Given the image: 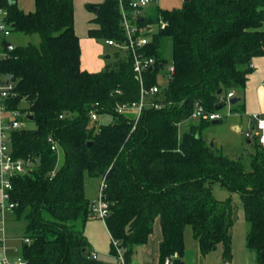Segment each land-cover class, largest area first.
Here are the masks:
<instances>
[{
    "label": "trees",
    "instance_id": "16d2710c",
    "mask_svg": "<svg viewBox=\"0 0 264 264\" xmlns=\"http://www.w3.org/2000/svg\"><path fill=\"white\" fill-rule=\"evenodd\" d=\"M13 1L0 0L4 21L11 31L34 37L11 51L2 45L6 57L0 61V75L12 76L13 84L5 111L18 110L25 115L21 121L34 125L9 133L12 157L36 161L30 173L11 179L12 212L24 222L21 240L30 241L20 245V254L30 264H106L90 257L83 233L93 201L85 195L88 177L104 179L102 199L109 211L104 225L113 264H119L113 242L129 264L156 220L161 264L182 258L186 226L201 255L222 244L228 260L235 213L231 198L213 196L215 183L241 197L249 225L245 248L264 264V149L254 140L248 165L215 151L202 137L210 125L203 118L179 134L196 105L213 113L229 91L240 98L233 111L244 108L251 61L264 56V0H190L170 10L151 7L140 17L139 27L167 22L145 48L155 58L153 68L143 73L145 87L157 83L168 63L158 54L164 38L171 41L174 74L154 97L162 106L144 109L136 123L115 111L117 103L139 98L129 52L121 58L114 52V63L99 72L81 70L73 0H35L28 13ZM86 7L98 9L93 19L98 27L88 30L89 38L125 39L118 0ZM95 106L99 117L93 122L89 111ZM103 116L108 121L102 122ZM50 137L57 152L50 148Z\"/></svg>",
    "mask_w": 264,
    "mask_h": 264
},
{
    "label": "built area",
    "instance_id": "2783aa9c",
    "mask_svg": "<svg viewBox=\"0 0 264 264\" xmlns=\"http://www.w3.org/2000/svg\"><path fill=\"white\" fill-rule=\"evenodd\" d=\"M119 11L121 16V28L124 32L125 39L123 41H105V44L114 48L116 52H129L133 61V72L135 79L139 84V98L130 103H117L115 111L119 114L127 113L132 110L135 112L134 122L136 123L144 109L154 108L158 109L162 106L154 98L161 92V88L166 86L172 79L174 74V66L171 62L167 63L157 75V83L146 88L143 80V73L146 70H151L155 65V58L150 57L145 53V48L151 43L152 25L139 27L138 19L146 15L149 8L156 4V0H118ZM5 11L0 7V61L6 57L2 50V42L11 34V27L4 21ZM157 32L163 30L167 26V22L159 20L155 25ZM156 32V33H157ZM4 85L1 86V82ZM264 85V81H263ZM13 89L11 81L5 80L0 75V264H30L20 254V245L22 243L29 244V239L24 238L18 246L12 245L13 241H19L18 238H12L8 233V213H11L15 208L16 203L12 201L10 192L12 190L11 179L17 175H25L36 165V161L27 159H14L10 150L9 133L11 130L22 128L21 119L25 116L18 110L6 112L4 108V100L9 96ZM117 93H119L117 91ZM235 97L233 91H229L225 98L221 100L227 111L222 113L215 111L213 113H206L200 105H196L195 110L190 116L191 120H199L201 118L217 122L224 119V117L240 116V112L232 111L228 104L229 99ZM223 107V108H224ZM222 108V109H223ZM98 107H94L89 111L90 120L95 122L98 117ZM5 114L10 115V119L4 117ZM61 118V117H60ZM249 128L245 131L244 137L251 142L256 140L258 146L264 149V114H252L249 118ZM48 143L52 151L57 152V143L50 137ZM104 188V179H101L98 186V194L91 204V217L100 219L103 222L108 217L109 211L107 203L102 199V190ZM113 246L117 252V260L119 264H125L122 256V251L113 242ZM92 259H97L95 252L90 253ZM139 264V263H137ZM163 264H172L171 258H166Z\"/></svg>",
    "mask_w": 264,
    "mask_h": 264
},
{
    "label": "rangeland",
    "instance_id": "374dc122",
    "mask_svg": "<svg viewBox=\"0 0 264 264\" xmlns=\"http://www.w3.org/2000/svg\"><path fill=\"white\" fill-rule=\"evenodd\" d=\"M181 4H182V0H156V5L162 10H170L177 7L179 8ZM83 13L84 15L86 14L89 15L86 19V23L88 22V20H91L90 23L91 27L98 26L94 21H92L93 18L95 17V12L93 10L88 9L85 5L84 10H82V14ZM77 22L78 23L80 22V25L81 23H83L80 12H77ZM82 30L87 32L88 29L85 26H83ZM156 32H157V27L154 25L152 27V33H150L149 36H151ZM7 38L9 41L18 42L19 46L27 45L29 42H32L34 40V37L25 36L23 34L14 31H11V35ZM81 38H83V36H81ZM94 41L97 44L99 50H102V54L104 53L102 56L100 55L98 57V59H100V61L104 64L102 69H104L105 66L112 65L116 60V57L114 56V52L116 51L114 50V48L106 45L104 40H94ZM158 54L161 59L166 60L168 63L170 62L171 60L170 39L164 38L161 40L160 47L158 49ZM123 55H124L123 53H119L120 58L123 57ZM105 56H109V59H105ZM22 106L24 105L22 104ZM227 109H228L227 107H224L223 109L220 110L222 113H225ZM233 109L235 108L232 107L231 110L233 111ZM237 110L238 112H240L239 108ZM126 114L132 118L135 117V112L132 110L128 111ZM4 117H6V119L11 118L10 115L8 114H5ZM102 118H103L102 122L108 121L106 120L108 117L106 118V116H103ZM234 118L235 117L233 116H228V117H224V119L219 122H214V124L210 122V125L204 128L202 132V137L205 143L210 144V146L213 149H215V151L221 152L222 154H224L225 156L231 159H240L246 165H248V156L253 152L252 151L253 145L252 144L250 146L246 145L244 139V134H245L244 129L241 134H235V132L229 129L228 127L229 121H232ZM21 122H22L21 127L34 128V125L32 123L25 121H21ZM197 122H198L197 120L184 121L179 126V134L181 135L182 133L186 132L191 123H197ZM62 162H63V157L61 155L59 157L58 166H60ZM100 180L86 177L85 195L87 198L91 199L97 196ZM212 194L218 200H226L227 198H231V204L234 208V213H235V220L232 227L231 247L234 248L238 258H243L242 253L243 252L248 253L247 250L245 249V237L249 230V225L244 220V212H243L241 197L237 193H231L221 188L218 183H215L212 186ZM23 227H24V222L22 220H17L13 212L8 213V233L12 237L19 239V241L17 240L13 241L11 243L12 245L18 246L21 243ZM84 232H85L84 233L85 237L87 238L90 245V251L96 252L98 254L100 261L104 263H108L114 259L110 254L111 239L102 220L96 219L94 217H90L84 225ZM183 237L185 238L186 255L188 256L187 259L189 258V260L186 261V264H200V262L203 261L205 256H202L197 252L196 254L194 252L198 248L196 242H194L192 238L191 227L189 226L185 227ZM209 253L208 255H210V257L217 255V253H220V255H222V244H218L215 250ZM251 253L253 257H255L253 252ZM171 259L173 260L176 258H171ZM213 263L215 264V261Z\"/></svg>",
    "mask_w": 264,
    "mask_h": 264
},
{
    "label": "crops",
    "instance_id": "0c3cea01",
    "mask_svg": "<svg viewBox=\"0 0 264 264\" xmlns=\"http://www.w3.org/2000/svg\"><path fill=\"white\" fill-rule=\"evenodd\" d=\"M102 2L103 0H73L74 32L79 39L80 67H81V70H85L88 72L101 71L104 64L100 61V59H98V57L100 55L102 56L104 53L102 54V50H99L97 44L94 41L95 39L88 37V30L91 28H97L98 26L91 27V24H90L91 20H88V22L86 23V19L89 15L88 14L84 15V13L82 14V10H84L85 5L87 4L97 5ZM13 3H15L17 8L24 13L32 12L34 11V8H35V0H14ZM154 6L158 7L156 4L153 5L152 7ZM77 12H80V15L82 17L83 23H81V25H80V22L79 23L77 22ZM93 19H95V17ZM83 26H85L88 29L87 32L82 30ZM263 29H264V24H263ZM80 35L83 36V38H81ZM4 41L12 44L14 47L18 46L19 44L16 41H9L8 38L4 39ZM105 59H106V56H105ZM251 67L253 71L247 77L246 86L242 94L244 108L240 110V116L235 117L232 121H229V124H228L229 129L235 132V134H241L243 129L246 131L249 128L248 124L250 120L249 119L250 115L264 114V85H263L264 56L252 59ZM244 139H245V143L247 146H250L252 144L250 140L246 139L245 137ZM91 199H94V198H91ZM83 233H85L84 230H83ZM161 240H162V234H161L160 224H159V220H156L153 226L152 234L149 236L147 243L144 245L135 247L134 253L131 257V261L129 264H137V263L139 264H161L159 261V244ZM184 246H185V238H184ZM197 250H195L194 252L195 253L197 252L198 254H200L199 250L198 251ZM246 250L248 253L243 252L242 253L243 258H238L234 248L231 247V257L228 260H225L222 257V255H220V253H217V255L213 257H210V255L208 254L202 255L205 257L203 261H201L202 263L200 262V264H214L213 263L214 261H215V264H257L255 261V257H253L251 251H249L248 249ZM96 255H97V259L99 260L97 253ZM187 257L188 256L186 255V248H185L184 254L182 258H180L182 264H186V261L189 260V258L187 259ZM114 262L115 260L113 259L112 261L106 264H113Z\"/></svg>",
    "mask_w": 264,
    "mask_h": 264
},
{
    "label": "water",
    "instance_id": "95a60500",
    "mask_svg": "<svg viewBox=\"0 0 264 264\" xmlns=\"http://www.w3.org/2000/svg\"><path fill=\"white\" fill-rule=\"evenodd\" d=\"M189 1H190V0H182L183 3H188ZM93 10H94V12H97V11H98L97 8H94ZM2 45H3L6 49H8L9 51H11V50L14 49V46H13L12 44L6 42V41L2 42ZM106 59H109V56H106ZM4 79H5V80H8V81H11V80H12V76H10V75H6V76H4ZM3 85H4V81L1 82V86H3ZM217 94H218V95L221 94V90H218V91H217ZM239 101H240V98H239V97H233V98L229 99L228 104H229L230 106H233V105H235L236 103H238ZM223 107H224L223 104H222V105H219V106H216L215 110H220V109H222ZM212 124H214V122H212ZM172 264H182V262H181L180 259H177V258H176V259H173V260H172Z\"/></svg>",
    "mask_w": 264,
    "mask_h": 264
}]
</instances>
